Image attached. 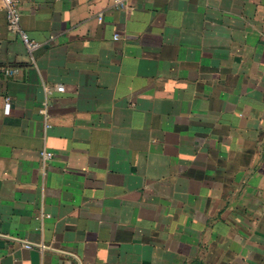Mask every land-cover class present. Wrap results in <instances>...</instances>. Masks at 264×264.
I'll list each match as a JSON object with an SVG mask.
<instances>
[{
	"label": "crops",
	"instance_id": "0c3cea01",
	"mask_svg": "<svg viewBox=\"0 0 264 264\" xmlns=\"http://www.w3.org/2000/svg\"><path fill=\"white\" fill-rule=\"evenodd\" d=\"M19 4L0 264H264V0Z\"/></svg>",
	"mask_w": 264,
	"mask_h": 264
},
{
	"label": "built area",
	"instance_id": "2783aa9c",
	"mask_svg": "<svg viewBox=\"0 0 264 264\" xmlns=\"http://www.w3.org/2000/svg\"><path fill=\"white\" fill-rule=\"evenodd\" d=\"M130 0H114L115 6L119 8H128ZM4 3V9L6 12V17H7V25L8 28L11 32L16 33L17 35L20 36V38L23 40V42L26 44L28 49L30 51H33L37 49L40 46V43L33 40L29 33L23 28L21 19H22V12L19 4V0H3ZM98 19L101 21L103 20V14L98 15ZM116 38L119 37V34L115 35ZM8 73L11 72V69L6 70ZM54 90L57 91H64L65 86L63 84H58L54 88H48L47 92L48 93H53ZM42 114L48 118V107H47V102H45L44 107L41 110ZM47 127H50V124L47 122L46 123ZM54 156V152L49 149H43L41 151V157H42V163L45 166V164L52 159Z\"/></svg>",
	"mask_w": 264,
	"mask_h": 264
}]
</instances>
